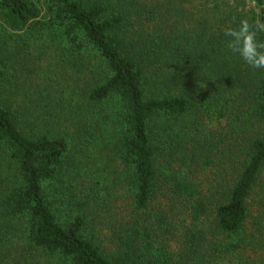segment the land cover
<instances>
[{"label":"trees","instance_id":"16d2710c","mask_svg":"<svg viewBox=\"0 0 264 264\" xmlns=\"http://www.w3.org/2000/svg\"><path fill=\"white\" fill-rule=\"evenodd\" d=\"M245 18L264 0H0V264H264V69L223 35ZM51 49L89 76L66 103Z\"/></svg>","mask_w":264,"mask_h":264},{"label":"rangeland","instance_id":"374dc122","mask_svg":"<svg viewBox=\"0 0 264 264\" xmlns=\"http://www.w3.org/2000/svg\"><path fill=\"white\" fill-rule=\"evenodd\" d=\"M38 49H41V48H38ZM41 54H42V51H38V55H41ZM35 62L37 63L40 69H43L46 73H49L48 76H50L52 79L55 80V83L51 87V91L49 93V99H46V102L55 103V104H57V102L66 103L67 97L70 96L72 88H73L70 86V84L72 82H77L79 76H83L85 80L87 79V82L89 80V76L86 75V72L84 73L83 71H81L83 66L77 63L75 64L73 61L63 62L62 60H60L58 56L55 55L54 49H51L45 52L44 58L39 57V59L35 60ZM35 80L36 78L34 77L32 78V76H29L28 79L25 80L24 83L28 87H31L35 83ZM83 82L84 81H82L81 83ZM39 84L42 85V87H45L42 81H40ZM30 90L35 91V89H30ZM78 98L79 96H77L76 94L74 101L78 102ZM18 102L19 101H13V104H16ZM44 103H45V100H43L40 105L42 106ZM74 127L75 126L73 125V123H71V126H69L72 133L76 132ZM53 128L56 130L58 129V126H53ZM246 138L247 137L242 136V137L233 139L234 141L233 146L237 147V151L240 150V147L245 149L247 145V141H248ZM74 141L75 139H73V142ZM99 155H100V159H98L94 163V167H96L99 164L103 170H105V168L108 171L112 170L114 175L117 174L119 171H121V167L119 166L117 159L113 157L114 153L111 151V149L104 150ZM261 204L262 205L259 204V206L261 207V211H262L264 209V201L261 202ZM253 257H255V255H253ZM40 264H64V263L57 256H45L44 259L42 257L40 258Z\"/></svg>","mask_w":264,"mask_h":264},{"label":"clouds","instance_id":"9594fccd","mask_svg":"<svg viewBox=\"0 0 264 264\" xmlns=\"http://www.w3.org/2000/svg\"><path fill=\"white\" fill-rule=\"evenodd\" d=\"M261 33H264V22H250L246 18L241 19L237 26H228L223 31L226 47L253 69H264V40L259 38Z\"/></svg>","mask_w":264,"mask_h":264}]
</instances>
